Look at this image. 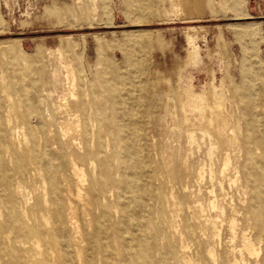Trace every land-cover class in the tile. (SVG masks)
Returning <instances> with one entry per match:
<instances>
[{
  "label": "rangeland",
  "instance_id": "374dc122",
  "mask_svg": "<svg viewBox=\"0 0 264 264\" xmlns=\"http://www.w3.org/2000/svg\"><path fill=\"white\" fill-rule=\"evenodd\" d=\"M203 4L0 0V264H105L97 223L106 264H136L144 256L128 245L127 210L135 224L143 212V235L157 238L167 264H208V253L216 264H264V0ZM82 101L80 115H67ZM68 120L83 142L63 140ZM120 122L134 129L139 207L123 206L127 193L112 184L114 168L129 170ZM44 143L80 158L86 177L79 197L73 179L67 188L55 176L50 213L38 209L49 203L33 160ZM98 143L113 170L106 182L99 171L110 169L85 157ZM33 224L56 234L29 233Z\"/></svg>",
  "mask_w": 264,
  "mask_h": 264
},
{
  "label": "bare ground",
  "instance_id": "6f19581e",
  "mask_svg": "<svg viewBox=\"0 0 264 264\" xmlns=\"http://www.w3.org/2000/svg\"><path fill=\"white\" fill-rule=\"evenodd\" d=\"M171 1L173 2L174 5H176L173 7L177 8V5H179V7L181 5L184 10H187V11L191 10L194 12H199L201 7L204 5L203 4L204 0H171ZM187 37H188V35H187ZM57 49H59V48H57ZM59 51H60V49H59ZM63 63H65V62L63 61ZM72 76H74V72H72ZM109 93L112 94V92H109ZM6 96L9 99L8 95H6ZM82 106H83V101L80 103H74L73 108L66 109L67 115H71L74 117L77 116L79 114L80 110L82 109ZM121 117L122 118L125 117V112L121 113ZM76 121H77V119H76ZM79 122H80V120L78 121V123ZM78 125H73L69 120L66 121V125H65L66 129H65V131H63V136H64L63 140L65 139V136H67L69 143H73V144L77 145V144H79L78 141H76L77 139H81L83 142V139H82L83 134L82 133L78 134L80 136L79 138L72 136V134L70 133V130H72V128H74ZM115 129H116L115 134L120 139L118 144L119 145L121 144L122 150H123V156L121 155V157L123 159L126 158L125 160H123V162L124 163L127 162V165H129L128 166L129 170L126 171L124 168H122L123 166L121 168H114L115 169V172H113L114 176L119 172L121 178H120V182H118V183L112 182V184L114 187L115 186L117 187L118 184H121L122 187L125 189V191H126L125 193H127V194H125L123 196V198H125V200H126V202L123 203L124 204L123 206H125V207L129 206V203L132 202V203H134L135 206L139 207L141 203L139 202L140 196L138 195V193L141 190V186L137 182L136 178L139 175L141 170H140V160H139L138 151H137V147H136V141L132 138V134L134 132V129L130 130L129 126H126V125L124 126L121 122ZM32 134L33 133L31 132V136H32ZM107 140H108V138H107ZM58 143L61 144L62 142L59 140ZM79 147H80V145H79ZM85 148H86L85 157H87L88 163H89L92 170H93L94 166H93V162L91 161V159L96 158V157H97V168H100L99 170L102 169V166L108 167L110 169V172H106L104 174L101 171H99L100 174L98 175V181L99 182L100 181L106 182L107 179H110L111 173L113 171V170L111 171V168L109 165V158L103 153L99 143L97 144V150H95V151L90 150V147L89 148L85 147ZM76 159L79 160V162H81L80 158H78V157L73 158L71 156V154L63 151L62 149L58 150V151H52L47 143L43 144V148L40 152H37V153L35 152V154L33 156V160L37 166L36 172L38 173V175L42 176V181L47 186L46 191H45V196L47 195V199H45L46 197H43V201L45 202V204H46V202L49 203L48 207H46V205L43 206V203H42V205H39V207H38L39 211L50 213V212L54 211V206L58 205V199H57V195H56L57 184H56V179H55V176H57V175H60L62 177L61 182L64 183L67 188H69L70 182L73 179L75 186L77 187V190H78V196L79 197L81 196L78 186L84 184V182L86 181V177L83 173V169H81L79 167L80 163ZM123 162H122V164H123ZM132 169H136L135 172H130V171H134ZM258 183L260 184V186L261 185L263 186V189L261 190L259 195L257 194L256 199L257 200L260 199L261 202L264 203V198L261 199V194L262 193L264 194V179L262 178V175H260V177L258 179ZM94 190H95L96 194L99 192L98 189H94ZM147 195L149 196V194H147ZM142 203H143V201H142ZM138 207H136V208H138ZM114 209H115L114 212L117 213L119 211L118 205L116 207H114ZM131 213L132 212H129V210L126 211V214H128L127 217H129L128 218V221H129L128 226L130 228L133 225H135L136 228L134 229V231H136L137 237L136 236L129 237L127 239L128 245L130 246V248L136 247L138 252L144 256V259L137 262L136 264H167V261L169 259L168 254L166 252L162 251L161 246L158 245L157 238L152 237V238L147 239L143 235V227H144L142 224L143 212L141 213L140 210L136 211L135 214L139 218V221L136 224L131 223V221H130L133 218ZM261 213H263V211ZM40 218L46 219L43 216V214L40 216ZM230 227L233 229L234 222L231 223ZM144 228H146V229L148 228L150 230V228L146 227V225ZM28 231H29V233H38V234L44 235L45 238H46V236L47 237L50 235L54 236L56 234L54 230H48L45 233L39 232L36 224L31 225L28 228ZM92 237H93V240L95 241L96 245H98L100 248H104L99 252L101 261L105 264L108 261L110 262V258H109L110 253L108 250L109 246H107V245L103 246V243H102L106 239V235H105V231L101 227L100 223L96 224L95 230L92 233ZM242 238H243V241H242L243 242V245H242L243 250L246 252L247 255L254 254L256 250L254 248L252 241L250 239H248L246 236H243ZM240 251H242V250H240ZM241 255H243V251H242ZM133 256L134 255H132L131 257H133ZM206 257L208 260V264H216V262L214 260L215 259L214 257H216V256H213L212 254L208 253V254H206ZM93 261H94V259L92 257L90 259V262L92 263ZM186 264H187V262H186ZM188 264H189V262H188ZM190 264H192V263H190ZM227 264H240V262L235 261L233 263H227Z\"/></svg>",
  "mask_w": 264,
  "mask_h": 264
}]
</instances>
